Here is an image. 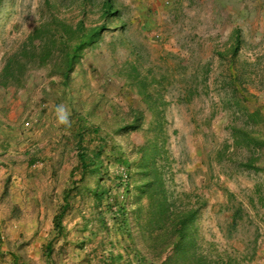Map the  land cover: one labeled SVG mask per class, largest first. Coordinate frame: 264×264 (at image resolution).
<instances>
[{"label": "rangeland", "instance_id": "obj_1", "mask_svg": "<svg viewBox=\"0 0 264 264\" xmlns=\"http://www.w3.org/2000/svg\"><path fill=\"white\" fill-rule=\"evenodd\" d=\"M53 16L98 33L71 71L41 61ZM24 48L0 87V264H264V170L244 165L264 167V0H0V73ZM79 140L104 148L83 181Z\"/></svg>", "mask_w": 264, "mask_h": 264}, {"label": "trees", "instance_id": "obj_2", "mask_svg": "<svg viewBox=\"0 0 264 264\" xmlns=\"http://www.w3.org/2000/svg\"><path fill=\"white\" fill-rule=\"evenodd\" d=\"M52 20L56 23V28L52 30L53 34V48H50L44 56H41V61H46V59L53 57L56 53H61V57L63 60H66V67L68 71H71L74 67L75 61L79 55V53L83 50V48L87 45H89L91 42L95 40V38L98 36V33H95V31L91 30L89 33L83 34L82 37H78L75 34L76 31L74 30L73 26L70 25L67 21L64 19H60L56 16H53ZM79 24L83 25L84 28V20H80ZM45 30V26L41 25V27L36 28L30 35V42L32 44V47L35 51L36 48L33 45L34 41L40 37V34L43 33ZM63 30V31H62ZM41 32V33H40ZM69 36L67 38L66 36ZM42 37V36H41ZM40 37V38H41ZM75 40V47L70 48L68 47L69 41ZM43 39H41L40 43H43ZM45 44V42H44ZM24 51V52H23ZM26 51L27 49L24 48L22 52H20L18 55L11 56L7 62V64L4 66L2 72L0 73V87H5L9 84L10 81H12V77L15 78V74L13 73L14 68L16 67V64L19 63V65L27 66L28 61L22 62L18 60L19 57H26ZM37 52H34L32 54L33 57H36ZM81 129V127H80ZM91 128H88L89 131ZM85 130V131H87ZM91 131H95L94 127H92ZM84 132V130H83ZM83 136V134H81ZM79 150H78V156L80 160V170L82 172L80 180H84L86 175L91 172L95 173L98 171V168L96 167L99 159V155L104 150L103 146L97 147L91 156L88 155V152L86 148H83L82 140H79ZM245 166L256 169V170H264V167L256 166L254 161H250L249 163L244 164ZM126 176L128 177V174L126 173ZM80 190V187L78 188ZM71 189H68L64 195V204L60 207L58 213L54 217V227L56 231L59 234H62L64 231V225H63V217L66 214L67 210L70 206V199L73 194H71ZM95 195L98 199H101L103 196V193H99L98 191L95 192ZM123 206L119 207V211L122 210L123 213H125V210L122 208ZM195 212H191L190 219H180L178 222L175 223V226L173 228V240L171 241V244L173 248L175 249V253L177 256L176 259L181 257V254L188 253V245L191 242V238H189L190 234L189 226L190 223H192V218ZM104 220H101L100 222H103ZM123 222L126 224L127 219L126 216H124ZM52 246L51 244L47 245V255L51 252ZM6 252L4 251V243L2 236L0 234V255H4ZM9 254L12 256L13 261L15 264H19V257L14 252H9ZM123 255L122 254H115L113 251H110L109 254L104 256L102 258V264H123L122 262Z\"/></svg>", "mask_w": 264, "mask_h": 264}, {"label": "clouds", "instance_id": "obj_3", "mask_svg": "<svg viewBox=\"0 0 264 264\" xmlns=\"http://www.w3.org/2000/svg\"><path fill=\"white\" fill-rule=\"evenodd\" d=\"M61 111L63 112L64 110L61 109ZM61 122H67V116L66 115L61 116Z\"/></svg>", "mask_w": 264, "mask_h": 264}]
</instances>
